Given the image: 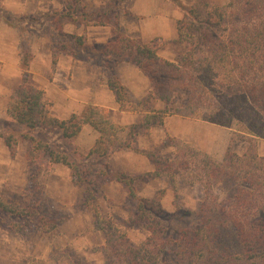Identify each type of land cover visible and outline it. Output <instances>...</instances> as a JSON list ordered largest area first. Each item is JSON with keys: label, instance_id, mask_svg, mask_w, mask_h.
Wrapping results in <instances>:
<instances>
[{"label": "trees", "instance_id": "16d2710c", "mask_svg": "<svg viewBox=\"0 0 264 264\" xmlns=\"http://www.w3.org/2000/svg\"><path fill=\"white\" fill-rule=\"evenodd\" d=\"M64 4L66 11L60 17L112 28L114 37L101 45H90L85 34L72 36L79 48L107 56L115 63L131 62L149 78L150 93L134 103L119 77L113 71L108 74V85L122 111L148 112L140 124L129 128L133 136L139 127L147 133L150 126L162 125L168 105L181 90L188 98L182 108L175 109L176 113L196 119L205 115L211 123L235 128L232 141L247 140L252 147L242 155L229 148L222 161H217L189 143L171 138L169 146L175 147L174 157L164 158L159 152L136 146L134 140L125 143L121 134L126 127L117 124L103 107L89 104L81 113L60 119L51 113L52 102L45 91L33 83V54L21 51L22 81L10 95L6 110L21 129L0 133L11 156H16L19 142L25 140L29 143V162L36 164L46 159L47 164L66 165L76 181L86 183L82 205L93 214L95 229L105 235L108 264H264V156L255 148L256 140L264 139V0H229L225 4L200 0L185 7L183 17L177 21V37L172 41L179 46L174 60L159 55L160 43H146L122 34L119 14L109 18L105 12L104 19L92 23L94 14L86 12L81 0H64ZM24 19L37 20L27 16ZM61 51H52L54 67ZM106 64L110 62L106 60ZM155 101H162L165 109H155ZM85 125L98 133L86 157L106 158L116 149L126 147L147 156L154 170L137 176L101 170L91 176L69 154L37 135L46 129L58 130L63 139L72 143ZM101 175L125 183L129 194L137 199L150 231L145 241L138 245L130 243L126 232L103 216L96 203L94 184L95 177ZM182 175L192 184L199 182L205 198L191 212L195 218L192 225L173 235L156 217L160 213L158 203L139 197L135 182L149 177L175 182ZM217 184L225 192L223 199L214 192ZM1 208L8 214L38 216L35 209L26 211L8 203ZM56 225L53 222L49 229ZM229 232L237 235L239 252L223 243L222 236ZM66 262L81 264L78 258L71 257Z\"/></svg>", "mask_w": 264, "mask_h": 264}, {"label": "rangeland", "instance_id": "374dc122", "mask_svg": "<svg viewBox=\"0 0 264 264\" xmlns=\"http://www.w3.org/2000/svg\"><path fill=\"white\" fill-rule=\"evenodd\" d=\"M196 1L200 0H172L175 9L181 11V18L185 13L184 8H189ZM81 2L87 13L94 14L92 23L98 18L104 19L102 13L107 12L109 18H114L116 14H119L121 26L122 21L129 13L124 6L125 3L120 0H112L102 7L94 9L88 6L89 0H81ZM39 5L49 8L48 11L41 16L23 13V9L28 10ZM11 7H18L19 9L23 7V9L12 11ZM63 9L64 11H62ZM65 11L64 0H0V21L10 24L14 35L7 34L8 31L5 34L12 37L19 52L30 51L34 57L36 49L33 44L39 42L41 52H46L49 48H57L61 49V52L74 54L82 59L92 53H97L79 48L72 37L76 34L71 36L63 31L62 22L73 21L67 17H60V14ZM25 16L37 18V20L24 19ZM39 19H44L45 22L38 24ZM24 22H27V25H23ZM73 22L86 24L82 20ZM120 32L125 34L122 28ZM173 40L163 42L160 48H169L176 58L179 46L173 43ZM166 43L169 45L165 46ZM102 57H98L95 64L102 63L104 69L110 73L109 67L111 65H107L104 56ZM88 60L86 62H89ZM52 67L53 71L55 68L53 63ZM20 68L23 76L21 63ZM187 98L186 92L177 91L171 104L168 105L169 110L166 116H181L175 112V109L182 108ZM156 102L153 104L155 109H165V106L157 108ZM184 118L187 120L185 125L177 126L181 129L182 137L169 134L163 136V133L158 131L154 136L155 139L153 138L156 143H153L149 151L159 152L164 158H173L175 147L169 146V144L172 142L171 138H177L189 143L199 153L213 160L222 161L229 148L242 155L252 147V143L247 140L232 141L235 128L211 123L205 115L198 119ZM20 129L14 120L10 117L5 118L0 114V133L8 134ZM37 135L50 142L58 150L69 154L71 160L78 163L82 170H88L91 176L101 170L124 173L112 170L110 167L108 158L112 153L106 158L94 156L90 159L86 157L85 151L77 152L73 142L70 143L63 139L58 130L46 129L37 132ZM129 135H132V139H134L130 129ZM121 137L125 143L132 140L129 138L131 136L125 137V139L121 134ZM165 144L166 147H164ZM18 148L19 156L17 155V158L14 159L5 146L3 138L0 137V218L2 219L0 226V264H67L66 261L70 257L78 258L81 264H108L104 249L106 246L105 235L102 231L101 235L98 234L100 231L94 228L93 214L86 212L82 205L86 197V183L76 181L77 179L72 175V170L66 165L47 164L46 159L36 164L27 161L26 154L29 150L27 141L21 140ZM255 148L260 156H264L263 138L256 140ZM182 176L175 178V182L152 177L139 178L135 182V189L139 197L155 200L158 203L160 213L156 217L173 235H176L182 228L192 225L195 218L191 212L196 210L205 198L204 189L199 182L192 184L188 177ZM94 184L97 193L96 203L103 216L119 226L120 230L126 232L130 243L138 245L145 241L150 235L147 218L141 216L137 199L129 194L128 186L123 182L110 181L103 175L95 177ZM214 192L221 199L226 197L219 184L215 185ZM7 203L26 211L35 209L38 216L26 217L5 213L1 207ZM44 219L48 221L46 222ZM53 222H57L56 227L49 229ZM93 229L94 231H92ZM222 240L235 252L240 251V244L235 233H225ZM100 241L101 245L99 244Z\"/></svg>", "mask_w": 264, "mask_h": 264}, {"label": "crops", "instance_id": "0c3cea01", "mask_svg": "<svg viewBox=\"0 0 264 264\" xmlns=\"http://www.w3.org/2000/svg\"><path fill=\"white\" fill-rule=\"evenodd\" d=\"M110 1L112 0H89L88 6L94 9L102 7ZM213 1L219 4L228 2V0ZM123 3H125L124 6L129 12L121 24L125 35L141 39L146 43L154 40L161 45H163V42L176 39V23L181 18L182 13L180 10L175 9L172 0H125ZM41 5L31 7L28 10L23 9V7L20 9L11 7L10 9L12 11L23 9V13H27V15L41 16L49 9ZM44 22L45 20L41 19L37 23ZM23 25H27V22H24ZM62 28L71 36L72 34H85L88 43L92 45L105 44L113 38L110 26L106 25H86L79 22L77 24L73 21H64L62 22ZM6 31H8L7 34L14 35L10 24L0 21V114L5 118L8 117L6 110L9 97L22 81L20 52L12 37L5 34ZM33 45L36 51L34 50L35 55L30 63L32 80L37 87L45 91L46 96L52 102L51 113L54 116L67 119L72 114L81 113L89 104L100 106L111 114L117 124L126 127V130L122 133L124 138L131 136L129 138L132 139V135L128 136L129 128L140 124L148 112L122 111L120 109V104L108 85L109 72L104 69L102 63L95 64L96 59L98 57L103 58L102 56L98 53H92L87 56L91 59L88 60L86 56L82 59L74 54L59 52L57 63L52 71L53 49L49 48L46 52H41L39 42H35ZM164 45L168 46L169 44ZM158 53L165 59H175L169 48H159ZM104 59L109 60L107 56H104ZM87 60L89 62H86ZM110 62L112 63H110L109 71H113L119 77L122 84L129 91L132 102L141 101L150 93L152 84L149 78L135 64L128 61L115 63L110 60ZM155 105L157 108L165 106L162 101H157ZM186 121V118L179 115L166 116L162 125L150 126V131L147 133H143L144 129L139 127L135 131L132 140H134L136 146L149 150L152 148L153 143H156L154 136L158 131H161L163 136L169 134L182 137L181 129L177 126H184ZM60 136L62 137L61 133ZM97 138L98 133L90 125H85L73 144L77 152L85 151L88 153ZM19 153L18 148L16 157L13 158H17ZM108 161L112 170L121 171L127 175H140L154 170V165L147 156L126 147L116 149L108 158ZM100 233L101 231L98 234L101 235ZM99 244L101 245V241Z\"/></svg>", "mask_w": 264, "mask_h": 264}]
</instances>
